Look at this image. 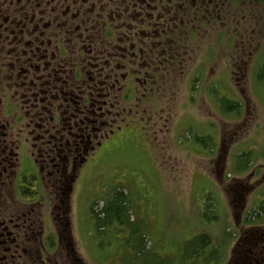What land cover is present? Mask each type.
<instances>
[{
  "label": "rangeland",
  "instance_id": "rangeland-1",
  "mask_svg": "<svg viewBox=\"0 0 264 264\" xmlns=\"http://www.w3.org/2000/svg\"><path fill=\"white\" fill-rule=\"evenodd\" d=\"M259 1L264 6V0ZM21 5L20 0H0V12L4 8L18 10ZM260 50L252 68L231 73L234 85L225 84L228 74L221 73L228 58L218 57L219 74L211 83L191 72L187 85L183 79L173 98L155 89L150 97L143 98L139 91V98L131 97L129 103L121 99L117 111L130 109L113 117L116 128L96 140L95 148L76 161L68 175L66 196L56 187L66 168H53L44 155L34 154L32 146L37 142L26 132L29 129L18 125L11 133L18 160L4 179L0 175V227L11 224L8 235L13 241L20 238L16 240L19 245L12 244L18 250L12 262L233 264L243 256L263 258L264 210L259 207L264 201V78H260L264 73V40ZM40 67L45 69L43 64ZM190 85L198 86L205 111L198 108L194 122L186 129L188 108L183 110L182 105L187 102ZM215 86L220 89L218 95L240 104L237 111L223 109V116L239 118L223 128V136L209 123V119L220 121L211 109L216 102L213 105L214 96L209 91ZM165 124L168 133L152 132L165 129ZM38 142L40 148L43 142ZM76 155L79 152L70 147L64 156L68 168ZM1 166L0 174H5ZM19 170L21 174L29 172L31 181V174L37 172L33 182L37 198H24L31 204L15 198ZM237 184L246 188L238 199L232 192ZM116 190H123L128 198L132 224L113 222L106 230L97 229L93 207L96 213L100 211L112 202ZM201 234H206L211 244L204 246L199 257L191 256V242ZM141 236L146 238L147 251L135 257L136 248L142 245ZM253 239L261 243L249 244ZM198 243V247L203 246ZM3 255L0 264H8L6 252Z\"/></svg>",
  "mask_w": 264,
  "mask_h": 264
},
{
  "label": "flooded vegetation",
  "instance_id": "flooded-vegetation-1",
  "mask_svg": "<svg viewBox=\"0 0 264 264\" xmlns=\"http://www.w3.org/2000/svg\"><path fill=\"white\" fill-rule=\"evenodd\" d=\"M20 2L23 5L14 14L21 15L20 20L25 25L33 24L35 27L33 38L27 40L28 35L24 37L26 45L35 48L37 53H50L62 73H68L71 82L82 86L89 79L90 84L98 89L91 95V102H94L92 105L95 107L104 104L107 90L113 94L119 92L117 106L121 99L128 103L131 102V97L138 99L139 91L143 98L154 95L152 91L155 89L173 98L174 90L180 87L178 85L183 79L187 85L191 72H196L200 78L203 76L204 82L211 83L219 74V65L216 63L218 57L228 58L221 73L228 74L225 84L234 85V75L231 73L235 69L243 72L252 68L260 56L264 40V6L259 0ZM84 53L87 54L84 64L89 61L99 63V67L103 66L104 70L98 69L100 73L81 70L82 77L79 69L68 62L79 56L83 59ZM63 59H67V63ZM85 94L87 93H83L84 98L89 101ZM75 104L74 101L73 106ZM113 106L110 105L108 112L112 121H115L113 117L118 113L130 109L122 107L118 112L117 109L114 111ZM63 108V105H59L54 109L51 118L56 122L55 138L68 146V152L70 147H73L74 152H80L83 149L82 141L69 146V139L64 135L60 137V112ZM68 109L71 111L70 105ZM73 116L70 113L72 119H78V116ZM81 123L90 124L92 120L83 118ZM70 124L71 121L66 126ZM98 125L106 127L107 123L98 122ZM166 127L165 124V129L161 127L152 132L168 133ZM240 185H234L235 188L232 189L237 199L245 188ZM253 242L257 246L261 243L260 240L253 239L249 244ZM253 260L257 264H264V257L257 260L248 256L235 259L233 264H253Z\"/></svg>",
  "mask_w": 264,
  "mask_h": 264
},
{
  "label": "trees",
  "instance_id": "trees-1",
  "mask_svg": "<svg viewBox=\"0 0 264 264\" xmlns=\"http://www.w3.org/2000/svg\"><path fill=\"white\" fill-rule=\"evenodd\" d=\"M16 11L12 8H4L0 12V165H2L1 169L5 172V174L1 173L0 175L4 179L7 176V171L9 170L10 172L16 160H18L17 155L14 154L16 144L11 140V133L18 125H22L27 130L29 129L26 132H29V136H31V139L33 138L34 143L37 142L33 143L34 145L32 146L35 150L33 151L34 154L38 155V153H41L42 156L44 155L46 162H49L53 168L60 166L66 168L64 174L58 179L60 181L59 184H56L62 196H66L69 185L68 175L71 174V168H68L69 165L66 164V159H64V156L68 155V146L60 143L59 139L57 141L55 138L54 128L56 122L53 119L51 120L52 115H54V109L58 108L59 105L64 106L60 112V137L64 135L65 138H68L69 146L83 142L81 154L79 152V155L75 156V163L71 165L74 168V165L79 162L81 155L85 156L95 148L94 143L97 139L103 138L116 128L114 121L109 119L108 112L110 105H114L113 109L114 111L116 110L119 92L113 94L110 90H107L106 93L108 95H106L104 104L93 106L91 95L98 90L96 89L97 87L94 88L93 84H90L91 81L89 79L87 80L88 83L86 82L82 86L71 82L68 73L66 75L63 74L62 70L56 66L55 59L44 52L37 53L35 48H29L24 37L28 35L26 37L27 40L33 38L35 27L33 24L25 25V23H22L20 20L21 15L14 14ZM3 16L8 18H3ZM1 24L4 26H1ZM13 29L15 30L13 31ZM1 34L4 35V38H2ZM15 35H17V39L10 41V38ZM86 58L87 54L84 53L83 59L79 56L68 63L71 66H76L82 77L83 70L90 73H100L98 69H103V66L99 67V63L94 64L90 61L84 64L83 60ZM63 62L67 63V59H63ZM41 64L44 65L45 69L40 67ZM76 78H79L78 75ZM260 78H264V73ZM85 92L87 93L85 97L89 101L84 98L83 93ZM74 101L76 104L73 106ZM69 105L71 111L68 109ZM222 107L228 111H237L239 104L225 100ZM70 113L74 114L73 118L78 116V119H72ZM83 118L91 119L92 123L96 121L97 124L82 125L81 120ZM70 121L71 124L67 127L66 125ZM98 122L99 124L107 123V126L98 125ZM100 128L101 130H99ZM108 128L109 131L107 130ZM37 140L43 142L40 148H38L40 142ZM246 156L243 158L245 159ZM19 173L20 176L16 178L13 190L14 194H16L15 198L19 203L31 204V200H28V203L24 198H37L38 191L33 183L34 179L37 180V172L35 175L31 174L34 176L33 181H31L32 176L29 178V172L21 174V170H19ZM115 192L112 202H108L101 207L100 211L96 213L93 207L92 213L94 212L93 214L95 215L97 229L103 231L113 222L132 224L130 204L127 196L123 190H116ZM259 210H264V201L261 203ZM17 221L21 223V218L18 217ZM10 225L6 226L7 229L0 227V262L4 260L3 252H6L8 264H21L17 261L12 262L15 253L18 252V250L15 251L13 249L12 244L15 246L19 245L20 243L16 240L20 238L14 240L15 242L11 239V235H8L7 232L11 228ZM104 232H101L100 235ZM141 241L142 245L140 248H136L135 257H140L147 251L146 238L141 236ZM198 242H202L203 246L198 247ZM208 244H211V241L206 234L198 235L191 242V248L188 249V252L191 256L199 257L204 252V246Z\"/></svg>",
  "mask_w": 264,
  "mask_h": 264
},
{
  "label": "crops",
  "instance_id": "crops-1",
  "mask_svg": "<svg viewBox=\"0 0 264 264\" xmlns=\"http://www.w3.org/2000/svg\"><path fill=\"white\" fill-rule=\"evenodd\" d=\"M219 90H220L219 87L215 86L214 88H211L210 94L213 95L215 98V99L211 98L213 105L216 102V105L211 107L212 112L214 114H216V116L218 118H220V121L217 119H209V123L215 125L216 130L218 131L220 136H223V130H224L223 128L227 125L235 124L236 121L234 119H237V118H235L234 116H232V118L231 117L227 118V117L222 115V111H223L222 106H223L224 102L222 101L223 97L221 95H218ZM187 93H188L187 102L182 105V109L184 110V109L188 108V112L184 116L188 118V119H185V125L187 126L186 129H189L192 125V121L194 122L196 114L199 112L198 108L200 109V111H205V109H204L205 107H204V103L202 100L203 97H202L201 92L199 91L198 86H197V88L187 87ZM199 99L201 102L200 104L198 103ZM214 120H217V122H219V123L215 124ZM195 125H196V123H195ZM259 133L260 132H257L256 135H259Z\"/></svg>",
  "mask_w": 264,
  "mask_h": 264
}]
</instances>
